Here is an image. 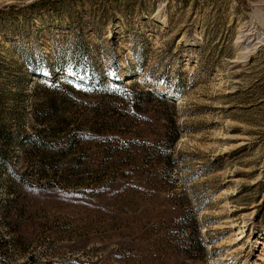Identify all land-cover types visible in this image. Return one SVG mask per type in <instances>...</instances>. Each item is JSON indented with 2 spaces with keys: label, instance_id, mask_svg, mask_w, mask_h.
<instances>
[{
  "label": "rangeland",
  "instance_id": "1",
  "mask_svg": "<svg viewBox=\"0 0 264 264\" xmlns=\"http://www.w3.org/2000/svg\"><path fill=\"white\" fill-rule=\"evenodd\" d=\"M0 137V264H264V0H0Z\"/></svg>",
  "mask_w": 264,
  "mask_h": 264
},
{
  "label": "trees",
  "instance_id": "2",
  "mask_svg": "<svg viewBox=\"0 0 264 264\" xmlns=\"http://www.w3.org/2000/svg\"><path fill=\"white\" fill-rule=\"evenodd\" d=\"M64 86L60 81H57L55 79H52L51 81L44 80V81H39L35 84V90L37 91L39 88L44 87L45 91L43 92L44 94V100L45 103L44 105H47V107L44 108L42 111V114H45V118L40 116H37L36 112V107H34L33 111V116H32V121L33 123L37 126L42 125L43 127H52L53 132H59V123L52 120V116H55L56 109L58 108L57 106V100H56V94L59 92H62L61 90L64 89ZM127 88L125 86L120 85V87H111V90L114 92L120 90L123 91ZM129 89V88H128ZM141 96H151V93L149 91L142 92L140 94ZM38 96V95H37ZM36 96V97H37ZM35 105V104H34ZM48 115V117L46 116ZM59 130V131H58ZM24 143L21 147V152L22 156L25 158H30V159H39V160H44L45 158H48L50 156H53L52 154H59L61 152V147L60 143L54 142L53 147H50V145H47L43 140H38L35 136H30L28 135L24 139ZM9 141L5 140V142L1 141L0 137V156L4 154V151H7L10 148ZM51 144V145H52ZM58 144V145H57ZM65 155L64 153H61ZM43 169L42 167H37V172H40Z\"/></svg>",
  "mask_w": 264,
  "mask_h": 264
},
{
  "label": "bare ground",
  "instance_id": "3",
  "mask_svg": "<svg viewBox=\"0 0 264 264\" xmlns=\"http://www.w3.org/2000/svg\"><path fill=\"white\" fill-rule=\"evenodd\" d=\"M238 239V238H237ZM240 240V239H239Z\"/></svg>",
  "mask_w": 264,
  "mask_h": 264
},
{
  "label": "crops",
  "instance_id": "4",
  "mask_svg": "<svg viewBox=\"0 0 264 264\" xmlns=\"http://www.w3.org/2000/svg\"><path fill=\"white\" fill-rule=\"evenodd\" d=\"M255 1V0H254Z\"/></svg>",
  "mask_w": 264,
  "mask_h": 264
}]
</instances>
